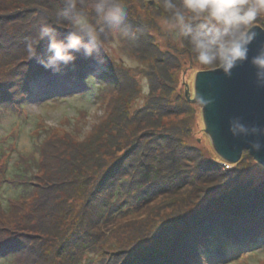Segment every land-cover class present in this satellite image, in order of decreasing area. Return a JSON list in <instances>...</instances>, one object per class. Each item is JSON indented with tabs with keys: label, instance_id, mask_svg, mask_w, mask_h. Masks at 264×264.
<instances>
[{
	"label": "trees",
	"instance_id": "trees-1",
	"mask_svg": "<svg viewBox=\"0 0 264 264\" xmlns=\"http://www.w3.org/2000/svg\"><path fill=\"white\" fill-rule=\"evenodd\" d=\"M147 1L149 0H144L143 7L147 9L144 11L155 10L156 5L149 8ZM159 1L162 3V0ZM87 2L88 0L80 4L86 5ZM124 2L127 7H137L134 0ZM153 3L156 2L153 0ZM63 9L64 0H0V30L4 29L0 33V49L22 47L30 40V44L37 48L45 42L40 40L38 45L35 43L42 22L53 25L57 37L61 30L67 32L70 23L62 17ZM29 11L34 12L31 20V16H28ZM132 22L135 23V20ZM256 23L264 25V19H258ZM146 31L144 34L148 35ZM30 32H34V40ZM66 36L64 34L62 37ZM148 42L155 43L152 37ZM169 47L170 51L167 50L166 53L174 56L175 45ZM176 51L178 54L185 51L191 59H195L187 46L181 48L179 46ZM157 55H154L155 58ZM75 56L72 63L61 66L60 72H53L44 68L38 61H34L39 65L33 71L24 70L23 73H17L7 81L8 85H0V92L10 95L20 89L26 91V82L41 72L63 73L69 78L68 73L73 64L84 67L83 52L75 53ZM30 57L28 54L21 59ZM175 57L181 61L177 55ZM36 59L32 58V61ZM82 68H77L76 73L79 74ZM202 68L213 69L215 66ZM153 76L149 85L151 96L148 95L145 103L140 106L135 105L140 93L136 83H128L127 88H124V85L112 76L111 82L114 87L117 85L115 88L117 94L113 103L115 108L112 106L114 127L109 130L112 132L115 128V134H119L113 143L115 151L120 152L118 155L114 153L115 151L107 150L113 149L111 146L110 148L106 146L107 149L101 152H94L95 141L102 142L95 136L85 140L83 162L78 160L76 167L67 160L59 163L58 166L61 168L57 176L53 178L49 174L46 175L44 182L52 181L40 189L37 187L40 204L30 206L32 218L25 217V212L17 216L8 212L2 214L7 217L0 218V257L8 260L5 264H77L78 261L84 262L83 252L93 253V249L100 257L97 260L92 254L88 255L86 264H199V259H202L204 254H207L206 250L211 247L218 246L223 253H228L229 247L237 245H241V248L249 247L253 243L264 241V186H262L264 180L258 181L259 187L254 186L253 181L256 179L247 171L253 162L248 151L242 152L236 163L238 166L219 172V157H206L201 149L189 140L192 130L191 118L186 120V116H183L177 120H169L166 125L160 124V118L163 116H177L178 112L173 105L178 100L169 103L171 105L157 103L150 108L149 101L158 85L156 75ZM68 147L72 149L70 144ZM88 151L91 153L90 156ZM192 157L197 159L198 164L200 162L198 167L197 163L194 166ZM244 161L249 162L245 166L247 169L241 168ZM183 164L186 165L179 166ZM184 167L187 173L180 172ZM259 168L258 171H254V175L261 177L262 167ZM211 170L214 171L213 174ZM232 172L231 176L234 177L227 180L232 178V181H236L226 185L224 182L227 180L222 177ZM16 174L23 182L20 180V186L17 184L15 186H19V190H23L21 195H25L35 183L30 181L32 176L24 169L18 167ZM65 179L70 181L65 183ZM38 184L39 180L34 187ZM230 186L234 189L231 198L223 191L226 188L230 190ZM68 187H75V192L83 191L85 201L92 202L98 198L101 207L91 225L85 228L78 225L76 229L65 232L61 230L60 225L63 221L69 222L66 210L59 209L56 222H52L49 216L54 211L53 207H56L55 200L58 194L62 188ZM207 192L214 196L209 193L208 195ZM218 195L220 197L217 199ZM192 198L200 201L197 206H194L196 200ZM215 200H218V211L216 210L219 212L218 215L208 210H211L209 206L214 207L212 201ZM8 209L11 210L9 207ZM3 210L5 212V209ZM141 215L144 218L134 219L133 222L126 224L122 232L118 229V233L113 237L120 239L119 241L112 246L103 247L107 241L103 240L104 229L101 230L104 218L115 220L114 218L121 216L135 218ZM204 216L207 218H202ZM198 222L200 225H196ZM214 222L216 223L213 224ZM132 224L135 226L130 228ZM173 224H176V228ZM189 230L193 235H190ZM114 245L116 246L113 248ZM72 258L73 261L68 260Z\"/></svg>",
	"mask_w": 264,
	"mask_h": 264
},
{
	"label": "rangeland",
	"instance_id": "rangeland-1",
	"mask_svg": "<svg viewBox=\"0 0 264 264\" xmlns=\"http://www.w3.org/2000/svg\"><path fill=\"white\" fill-rule=\"evenodd\" d=\"M134 1L137 7H127V10L129 12L128 14H130L128 15V22L138 34V39L135 43L123 42L117 37L112 36L105 41L104 51L99 54V57L95 54L92 57L85 56V63L82 65L84 66L83 68L80 67L79 64H73L70 69L71 71L68 73L70 74L69 78L65 77L63 73L41 72L26 82V91L20 89L10 95L9 93L5 94L3 92L2 94L0 92V218H7L4 215L2 216L3 213L7 212L15 216L18 214L22 215L25 212V217L32 218L33 212L30 210V206L40 204L38 203L40 198L37 191L46 183L52 181L49 180L48 182H44L47 178L46 175L49 174L53 178L56 177L58 174L57 172H59L61 168L58 164L63 163L65 160L70 161L74 167L77 166L78 160L83 162V156H85V140L93 136L102 140V142L98 143L95 141L96 145H94V152H101L110 148L109 146L114 150L107 149L108 151H115L116 147L113 146V143L116 138L119 137V134H115V128L112 129V132L109 130L114 127V114L112 111L114 107V98L117 94L115 90L117 85L114 87L111 82L112 76L115 77L116 81H120L122 85H124V88L128 83H136L140 93L136 98L135 105L140 106L145 103L148 95L149 97L151 96L149 85L154 78L153 74L156 75V82L158 85L149 101L150 108H153L157 103L167 106L171 105L169 103L178 100L173 105V108L178 112L177 116H163L160 118V124L164 123L166 125L169 120H177L179 117L181 118L183 116H186V120L191 118L190 121L192 125L190 126L192 130L189 135V140L196 144L206 157H219V172L238 166L236 163L242 154L237 161L229 162L222 159L216 153L205 131L202 118V107L193 100L194 76L197 72L205 69L202 68L195 59H191L188 54H185V51L178 54L179 52L176 50L179 49L180 45L174 42V40L161 29L158 23V18L162 12L161 2L159 0H154L156 3H153V0L147 1V3H149V8L156 5L154 6L155 10L151 11L150 9V11L147 12L144 11L147 10L146 7L145 9L143 7L145 5L144 0L140 2ZM80 2L84 3L86 0H80ZM29 12L30 15L28 16H31V20L34 17V12ZM129 16L131 20H129ZM132 16L135 23L132 22ZM254 25L264 29V25H259L257 23ZM3 30L4 29L0 30V33ZM68 31L69 30H67V32L61 30V34L58 38L62 39V36H64V34L67 35ZM145 31L148 35L144 34ZM30 34L32 36L35 35L34 32H30ZM151 37L152 41L155 42L154 44H149L148 42ZM34 39L35 37L33 40ZM44 40L45 42L36 48L37 57L46 54L48 41L46 38ZM44 40H42V42ZM30 42L31 40L26 42L27 45L23 44V46L21 45L22 47L17 48L14 46L8 49L7 47H1L0 85H8L7 81L17 73H23L24 70L31 72L39 65L34 62L38 61L36 57L31 56L29 59H21L24 55L25 57L28 56V45ZM169 45H175L176 54L174 53V56L170 55V53H166L167 50L170 51ZM158 53L161 55L159 56ZM154 55L158 57L155 58ZM176 55L181 61L176 59ZM32 58L36 60L32 61ZM97 59H100L102 62L97 63ZM76 67L78 69L82 68L79 74L76 73ZM85 72L86 74H84ZM101 79L103 81H101ZM34 80L37 81L33 83ZM162 82L164 84H161ZM129 87L132 86L129 85ZM99 88H103V90L99 91ZM158 95L161 97L162 101L159 100ZM165 117H167V119H165ZM145 118H147V116ZM108 130L109 132H107ZM120 133H122V131ZM22 139L31 144L30 151L21 150L20 141ZM103 142L106 143L103 144ZM68 144L72 146V149L68 147ZM106 146L108 147L106 148ZM109 153H107V155ZM114 153L119 154L120 152L115 151ZM90 154V151H88L89 156ZM192 158L195 166L196 163L198 164V161L196 158ZM252 160L253 162L250 164L249 169L245 167L249 163H246V161H244V166L241 164V168L245 167L247 169L248 173L252 175V178L256 179L253 181L254 186L259 187V182L264 180V166L254 160L253 157ZM193 162L192 168L194 167ZM185 165L186 164L179 166ZM199 165L200 162L197 167ZM260 166L262 167L261 177H258L254 175V171H258ZM18 167L26 170V173L32 176L30 181L34 182L35 185L39 180V184L36 187L32 185L31 190L26 192L25 195H21L23 190H19L20 180L23 182V179L17 177L16 169ZM192 168H190V170ZM180 172L187 173V170L184 167L180 169ZM211 173L213 174L214 171L211 170ZM232 174L233 172L222 178L227 180V178L234 177L231 176ZM258 178H260V180ZM68 181L70 180L65 179V183ZM235 181L236 180L232 181L231 178L224 183L227 185ZM16 184L19 186H15ZM76 185L78 184L76 183ZM37 187H39V189ZM223 191L231 198L234 189L231 187L230 190L226 188ZM208 193L209 192H207V194ZM204 194L202 193V195ZM209 194L212 197L214 196L212 193ZM52 195L55 196L54 192H52ZM58 195L59 196L55 200L56 207H53L54 211L49 218L52 222H56L59 209L62 208L66 210L65 213L67 214L69 222L63 221L60 225L61 230L67 232L76 229L78 225L85 228L91 225L93 219H96L95 215L99 212L101 207L98 198L92 200V202L85 201V193H83V191L75 192V187L62 188V191ZM219 197L220 195H218L217 199ZM194 199L196 200V198H192V200ZM199 202V200H196L194 206H197ZM85 203H87V205H85ZM212 203L214 207L209 206L211 210H208L218 215L219 212H216V210L218 211V200L212 201ZM8 207L11 210H9ZM3 209H5V212ZM140 210L138 212H140ZM122 217L123 216H121V218H114L115 220L104 218L101 230L104 229V237H102L103 240L107 241L103 244V247H107L108 245L112 246L113 243L120 240L114 239L113 237L118 233V229H121L122 232V228L125 227L126 224L133 222L134 219L138 220L144 218L143 215L135 218ZM182 217L183 216H181V218ZM202 218H207V216ZM48 221L50 220L48 219ZM215 223L216 222L213 224ZM175 225L176 224H173V226ZM196 225H200L199 222ZM134 226L135 224H132L130 228ZM213 230L216 231L217 229ZM188 232H190V235H193L191 230ZM199 232H201V229ZM188 242L190 243V241ZM115 246L116 245H114L113 248ZM167 250L168 249H166V251ZM227 251L228 253H223L218 246L211 247L206 250L207 254H204L203 258L199 259V264H264V241L253 243L249 247L241 248V245H237V247L232 246L229 247ZM83 253L82 260L84 262L78 261L77 264H86L85 261L88 259V255L90 256L91 254L97 260L100 257L98 253H95V249H93V253ZM64 256L68 257L67 255ZM73 259L74 258L68 260L73 261ZM6 262H8L7 259L0 257V264H5Z\"/></svg>",
	"mask_w": 264,
	"mask_h": 264
},
{
	"label": "clouds",
	"instance_id": "clouds-1",
	"mask_svg": "<svg viewBox=\"0 0 264 264\" xmlns=\"http://www.w3.org/2000/svg\"><path fill=\"white\" fill-rule=\"evenodd\" d=\"M161 8V29L181 47L187 46L200 66L219 67L227 77L238 64L249 60V45L257 35L253 25L264 18V0H162ZM128 15L124 0H88L86 5L80 0H64L62 17L70 23L67 36L58 38L54 26L42 22L35 43L47 38L46 54L37 57L36 48L29 44V55L44 68L60 72L62 65L75 60V53L99 57L112 36L135 43L138 34ZM250 63L255 68L256 87L264 88V47ZM229 131L234 137L264 136V127L246 126L240 117L230 119ZM262 146L259 139L251 142L256 151ZM20 148L30 151L31 144L22 139Z\"/></svg>",
	"mask_w": 264,
	"mask_h": 264
},
{
	"label": "water",
	"instance_id": "water-1",
	"mask_svg": "<svg viewBox=\"0 0 264 264\" xmlns=\"http://www.w3.org/2000/svg\"><path fill=\"white\" fill-rule=\"evenodd\" d=\"M253 28L257 35L249 45V60L238 64L230 77L225 76L219 67L197 72L193 80V100L202 107L205 131L222 159L235 162L246 150L264 166V146L259 151L251 147V142L257 139L264 145V136L234 137L229 131V121L233 117H240L246 126L264 127V88L256 87L255 68L250 63L264 47V29L257 25Z\"/></svg>",
	"mask_w": 264,
	"mask_h": 264
},
{
	"label": "bare ground",
	"instance_id": "bare-ground-1",
	"mask_svg": "<svg viewBox=\"0 0 264 264\" xmlns=\"http://www.w3.org/2000/svg\"><path fill=\"white\" fill-rule=\"evenodd\" d=\"M35 81H37V80H34L33 83H34ZM61 85H62V83H61ZM59 87H60V85H59Z\"/></svg>",
	"mask_w": 264,
	"mask_h": 264
}]
</instances>
